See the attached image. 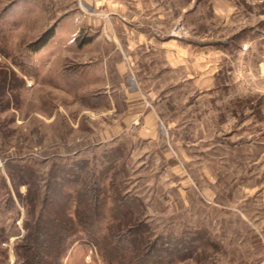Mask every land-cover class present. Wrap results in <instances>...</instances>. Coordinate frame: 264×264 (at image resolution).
I'll return each instance as SVG.
<instances>
[{
  "label": "rangeland",
  "instance_id": "374dc122",
  "mask_svg": "<svg viewBox=\"0 0 264 264\" xmlns=\"http://www.w3.org/2000/svg\"><path fill=\"white\" fill-rule=\"evenodd\" d=\"M95 175L103 238L77 226L42 264H264V0H0V264L31 191L46 214L50 185Z\"/></svg>",
  "mask_w": 264,
  "mask_h": 264
},
{
  "label": "trees",
  "instance_id": "16d2710c",
  "mask_svg": "<svg viewBox=\"0 0 264 264\" xmlns=\"http://www.w3.org/2000/svg\"><path fill=\"white\" fill-rule=\"evenodd\" d=\"M54 31L55 30L45 33V36L42 39L43 43L48 42L50 37L54 34ZM85 162L86 161L84 160H76L72 161L70 164H65V166L62 167L63 170L65 169L66 171L65 180H71L72 178L75 180V177L80 174V170L84 172L87 166V163ZM52 175H55V178L58 177L55 172H52ZM95 176V179L93 177L90 180L87 177L84 178L85 180H81L82 190L80 191H78L77 189L66 191L65 186L61 185V183H59L60 186L58 185L57 188H55L54 186L52 187L50 185V187L48 188V194L45 203L46 214L41 213L39 215H34L35 212L33 211L35 210V203L33 200L38 194L36 190L31 191L30 200L32 202L29 201L26 207V209H28L27 211L29 214V218L25 224L27 232L23 236V238L20 239L21 241L16 244L17 264H42L41 262H46L45 258L46 256L48 257L49 253L36 250L35 245L37 244L42 246H46V244H49L48 247L52 250V254H54L55 252V255L57 257L62 256V247L70 242V236H68V234L74 231L77 226L79 227V231L76 232V235L83 234L85 238L87 236H90L94 240L96 239L97 243L100 242V239L103 238V236L99 233V231H93L91 229V224H93V221L99 218V216L104 215L103 208L106 205L109 197H107L106 195V191H108L106 183L100 179L99 175ZM71 200H74L76 202V209H74V215L68 212L69 202ZM137 200L138 198L134 196H131L130 199L128 197L124 198L122 197L121 193L118 194V197L116 199L118 203L125 204L127 209H129L128 213L127 211L125 213V211H120V209L117 207L119 209L118 211L121 212V214L127 216L128 222H126V224H131L130 228H135V230L138 231L129 239L132 240V242L134 241L139 244L145 239V237L142 236L141 232L143 231V227L146 225V223H144L139 218L137 219L136 217L128 216V214L131 215V213H133L131 210ZM88 202H90L89 204L92 203V205L86 207ZM53 213H55L54 216L52 215ZM57 224L60 225L58 226ZM56 226H58V229L56 228ZM120 228L122 227L113 230V232L115 234L120 233L118 231ZM48 229L50 230V234L45 233V231ZM66 233L67 235H65ZM183 240L184 239L179 237H174V239L166 237L164 241L165 244L162 243V245H160L157 250H165L169 252V247L171 246H183L185 243ZM165 245H167L168 247H165Z\"/></svg>",
  "mask_w": 264,
  "mask_h": 264
}]
</instances>
